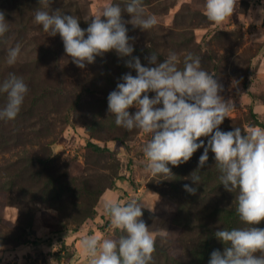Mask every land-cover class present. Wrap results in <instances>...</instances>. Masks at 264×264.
I'll return each mask as SVG.
<instances>
[{
    "label": "rangeland",
    "instance_id": "1",
    "mask_svg": "<svg viewBox=\"0 0 264 264\" xmlns=\"http://www.w3.org/2000/svg\"><path fill=\"white\" fill-rule=\"evenodd\" d=\"M109 3L123 7L125 0H52L51 8L76 16L86 29ZM204 3L144 0L158 24L146 31L126 25L134 38L132 55L145 67L155 66L146 59L152 53L158 55L157 63L177 53L180 68L186 54L200 57L204 70L223 86L220 95L234 105L220 130L264 129V87L256 76L264 57V22L257 23L262 21L258 9L264 8V0H237L234 14L221 25L207 20ZM40 7V0H0L9 24L0 37V83L14 73L29 89L17 117L0 120V264H63L72 249L61 238L46 245L52 233L76 231L100 217L103 227L110 228L104 202L123 203L134 197L154 207L143 209L149 228L169 232L165 242L157 237L152 264H209L211 253L224 249L216 231L248 227L236 212L238 190L230 193L220 184L211 151L205 166L197 170L203 148L188 162L169 165L174 176L145 172L142 149L150 135L117 126L108 112L107 97L121 77L136 75L126 67L129 57L120 58L113 50L83 69L77 67L59 34L48 36L34 22ZM124 19L131 17L124 13ZM16 44L21 54L9 66L7 52ZM6 101L7 94L0 93V109ZM136 111L135 106L129 108L130 114ZM209 138H200L205 147ZM196 170L201 177L198 186L186 179ZM185 184L196 187V194L186 192ZM255 227L264 228V221ZM106 230L105 238L123 234Z\"/></svg>",
    "mask_w": 264,
    "mask_h": 264
},
{
    "label": "clouds",
    "instance_id": "2",
    "mask_svg": "<svg viewBox=\"0 0 264 264\" xmlns=\"http://www.w3.org/2000/svg\"><path fill=\"white\" fill-rule=\"evenodd\" d=\"M51 3L52 0H40L34 22L48 36L59 34L66 55L77 67L83 69L94 63L97 56L113 50L120 58L129 57L126 67L134 69L136 75L129 72L121 77L122 82L107 97L108 112L117 126L150 135L142 149L146 158L144 171L153 177L174 176L169 165L184 164L203 148L197 170L205 166L211 151L220 172V184L230 193L238 190L236 212L248 227L216 231L214 235L224 249L214 250L209 264H264V228L255 227L264 221V129L220 130L234 105L220 95L223 86L213 78L215 74L204 70L200 57L186 54L180 68L177 53L170 52L161 63H157L158 55L152 53L146 59L155 66L145 67L139 57L132 55L134 38L129 37L126 25L146 31L158 24L157 17L147 13L144 0H125L123 7L106 4L90 19L86 29L81 28L76 16L52 10ZM236 4L237 0H205L204 15L208 21L221 25L232 17ZM258 11L262 21L257 23L264 22V8ZM124 13L131 19L125 20ZM249 19L254 22L251 16ZM8 31V21L0 11V37ZM20 54L21 46L16 44L8 50L6 63L15 65ZM28 91L22 77L9 73L0 83V93L7 94L0 120L17 117ZM149 92L155 96L149 98ZM160 104L162 107H157ZM133 106L137 111L130 114L129 108ZM201 137H210L206 147ZM197 170L186 179L198 186L201 177ZM183 187L191 195L197 192L196 187L188 184ZM145 208L154 210L135 197L123 203L106 200L103 209L110 228L123 234L118 239L84 236L81 249L88 264H152L157 237L165 242L169 232L155 226L150 229L142 219ZM258 252L261 255H256Z\"/></svg>",
    "mask_w": 264,
    "mask_h": 264
},
{
    "label": "crops",
    "instance_id": "3",
    "mask_svg": "<svg viewBox=\"0 0 264 264\" xmlns=\"http://www.w3.org/2000/svg\"><path fill=\"white\" fill-rule=\"evenodd\" d=\"M256 76L259 79V82L264 87V57L261 60ZM260 107L263 108V105H261ZM100 220L103 221L101 217ZM100 220L97 219V221L95 220V222L89 223L88 225H85L81 229L76 231H56L52 233L50 237H48L46 245H50L61 238V240L63 242L66 241L67 246L71 247L72 249V255H70L68 259L63 258V264H88V258L81 249V240L84 236L90 235H98L102 238H105V236L102 234V231L106 229V231H108L110 228H108L107 226L103 227V225L100 223ZM42 244L44 243L41 241V245ZM55 246L56 244H54V247ZM27 250L28 247L25 248V251ZM24 264L27 263L25 262Z\"/></svg>",
    "mask_w": 264,
    "mask_h": 264
},
{
    "label": "trees",
    "instance_id": "4",
    "mask_svg": "<svg viewBox=\"0 0 264 264\" xmlns=\"http://www.w3.org/2000/svg\"><path fill=\"white\" fill-rule=\"evenodd\" d=\"M256 118H258V117H256ZM261 127H263L264 128V123H261V125H260ZM94 148L96 149V150H101L99 147H97V146H94Z\"/></svg>",
    "mask_w": 264,
    "mask_h": 264
}]
</instances>
